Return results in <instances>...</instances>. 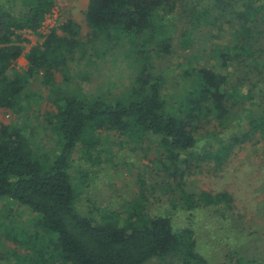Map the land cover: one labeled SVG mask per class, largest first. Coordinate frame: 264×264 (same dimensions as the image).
<instances>
[{"label":"trees","instance_id":"trees-1","mask_svg":"<svg viewBox=\"0 0 264 264\" xmlns=\"http://www.w3.org/2000/svg\"><path fill=\"white\" fill-rule=\"evenodd\" d=\"M54 6L55 0H0V110L30 116L32 103L42 97L28 87L42 76L55 108L46 119L61 145L51 161L31 143L26 127H0V200H13L36 214L29 223L32 233L26 225L22 231L0 232V238L24 249H13L8 257L15 258L13 264H148L153 259L209 264L194 225L175 231L173 216H148L144 194L136 207L128 203L123 211L94 201L82 213L70 172L73 154L80 149L82 158H92L102 133L125 136L137 147L152 135L160 137L174 176L181 162L184 177L200 162L223 168L236 147L257 134L264 141V0H90L86 42L69 20L29 51L26 71H15L26 41L18 32L40 29ZM226 37L228 43H211ZM179 48L185 61L174 94L167 96L168 78L156 73L157 60ZM108 64L118 73L113 87L129 77L119 95L72 89L74 81L92 82ZM58 72L61 83L55 80ZM218 136L230 138H222L219 146ZM187 153L189 159L180 161ZM88 173L81 171L80 177ZM180 195V200L169 198L174 210L190 220L197 214L217 222L220 240L230 246L220 264H264L260 245L240 244L245 226L232 194L181 190ZM253 231L249 237L257 234Z\"/></svg>","mask_w":264,"mask_h":264},{"label":"rangeland","instance_id":"rangeland-1","mask_svg":"<svg viewBox=\"0 0 264 264\" xmlns=\"http://www.w3.org/2000/svg\"><path fill=\"white\" fill-rule=\"evenodd\" d=\"M89 1L55 0V6L47 14L40 29L35 32L30 30L19 31L18 33L26 40L22 44L24 54L13 65V69L17 72L26 71L29 66L27 60L29 51L43 43L45 34L53 29L58 30L61 25L69 20L78 24L82 40L86 42L91 32L85 17ZM202 38L205 39L204 41L208 39L206 36ZM212 42L228 43L229 37L222 40L212 39ZM176 52L173 56L157 60L156 73L168 78L167 96L174 94V82L178 79L185 61L180 48ZM131 72L132 69L129 66L126 73L131 74ZM117 76L118 73L113 71V67L108 64L103 68L100 75L94 76L92 82L74 81L71 87L73 90L81 91L87 95L97 93H107L111 96L119 95L123 88H126L124 86L130 84V80L128 76H123L124 78H120L116 83V87H113ZM55 80L61 83L64 78L58 72L55 74ZM41 83L42 76H36L28 87L29 91L37 92L42 97L39 98V95L38 98L35 97L39 104L32 103L33 110L28 111L33 117H19L10 110H0V127L2 124L19 128L26 127L27 136L31 143L36 146L37 150L42 149V155L53 161L58 155L61 145L59 137L53 132L46 119L48 115L54 113L55 108L50 100L49 88ZM80 86L82 87L81 90H79ZM244 130L247 131V129ZM204 131V129H200V133H204ZM96 137L98 144L93 152V157L82 158L79 149L73 154V164L70 169L73 183L81 195L80 202H78L80 203L79 210L82 213L86 214L94 201L98 202L97 206L100 208L123 211V207L128 203V208L136 207V199L144 194V211L148 216H173L172 225L175 231L194 225L192 227L196 229V236L201 237V241L198 240V248L201 249L209 264H220L224 261V256L230 251V246L227 247V244L220 240L218 236L220 232L214 228L217 226V222L211 224V219L206 222L204 215L197 216V214L194 219L190 220L188 214L172 208L169 198L180 200L181 190L187 194L194 193L197 195L202 192L215 194L226 191L235 198L237 215L243 216L245 232L240 244L248 242L252 246L260 245L261 253H263L262 259H264V141L259 134L254 136L251 142L248 141L243 146H237L236 152L223 168L216 169L214 162H200L199 168L188 169L184 177L180 176L185 169L181 162L178 167L179 172L177 176H174V164L169 160L168 153L161 147L160 137L149 135L138 147L125 136L119 137L115 133L111 135L102 133ZM222 138L228 142L230 136H226V138L216 137L219 146L222 145ZM200 147L199 151H204V146ZM190 153L198 154V150H192ZM189 156L187 153L181 157L180 161L189 159ZM191 161L192 163L197 162L195 158H192ZM81 171H88L89 173L85 178H82L80 177ZM81 180H85V186ZM171 189H173L172 193ZM0 216L2 217L0 221L2 224L0 225L3 226L0 232L4 233L7 228L22 231L21 227L26 225L32 233L29 223L36 217V214L17 203L15 204V201L1 199ZM204 222L210 226L205 228ZM252 231L257 234L249 237V232ZM212 236H214L213 239ZM249 240L254 242H249ZM232 248L235 249L234 246ZM13 249L20 252L24 251V249H19L14 242L2 236L0 238V264L14 263L15 258L8 257ZM148 264H169V262L166 260L164 263L153 259Z\"/></svg>","mask_w":264,"mask_h":264}]
</instances>
